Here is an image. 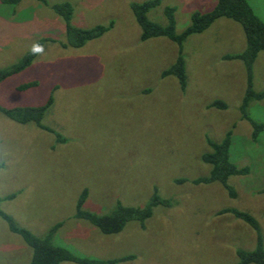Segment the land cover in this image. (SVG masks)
<instances>
[{
  "label": "rangeland",
  "instance_id": "1",
  "mask_svg": "<svg viewBox=\"0 0 264 264\" xmlns=\"http://www.w3.org/2000/svg\"><path fill=\"white\" fill-rule=\"evenodd\" d=\"M47 1L70 3L77 27L115 25L79 50L46 45L29 69L0 84L5 108L41 106L53 92L43 125L68 140L56 144L54 135L0 113V197L16 196L1 209L38 237L62 223L54 243L81 257H136L122 264H237L236 251L254 250L256 233L230 214L218 216L220 210L249 213L264 239V131L254 141L252 126L241 120L247 90L243 63L223 60L246 49L242 27L220 19L188 38L183 93L177 79L161 78L177 59L178 47L164 38L140 40L130 6L149 0ZM216 2L163 0L149 18L163 25L164 9L175 7L176 30L182 33L192 14L208 12ZM247 2L264 23V0ZM41 38L65 41L64 23L50 7L35 0L16 8L0 4V69L17 64ZM253 85L255 92H264V52L254 63ZM214 101L227 109L208 108ZM249 114L264 125V100L253 102ZM231 129L230 160L250 169L248 176L229 179L236 199L220 184L175 183L208 176L211 169L201 161L209 152L206 140L219 142ZM155 188L177 204L156 208L145 229L131 222L121 233L105 236L74 218L84 189L89 191L86 209L104 215L117 202L143 207ZM31 259L32 250L0 219V264H30Z\"/></svg>",
  "mask_w": 264,
  "mask_h": 264
},
{
  "label": "trees",
  "instance_id": "2",
  "mask_svg": "<svg viewBox=\"0 0 264 264\" xmlns=\"http://www.w3.org/2000/svg\"><path fill=\"white\" fill-rule=\"evenodd\" d=\"M23 0H0L3 6L16 8ZM42 6L50 7L54 14L64 23L65 41H56L53 38H41L29 50L25 56L15 65L0 69V84L21 74L29 69L38 58L43 48L48 44L57 43L62 49L79 50L88 43L96 41L108 32H110L115 23L108 25H98L90 29L77 27L73 24L74 8L70 3L50 4L47 0H35ZM163 0H149L142 3H132L131 12L141 30L140 40L146 42L151 39L164 38L178 47V56L175 62L170 65L161 74V78H175L178 81L181 91L184 93L188 86L186 61L183 55V46L185 42L194 35H199L210 29L220 19H227L238 23L246 37V49L236 55H226L225 61H241L247 73V90L245 92L242 104L240 106L241 120H245L253 128L252 138L258 139L264 131V125L258 124L251 118L249 108L253 102L264 100V92H255L253 85V68L259 54L264 52V23L257 17L254 10L247 0H217L212 10L201 13L195 12L190 19V25L182 32L176 30L175 7H166L164 9V24H158L150 20L149 14L152 10L160 6ZM36 83L25 84L20 89H28L35 86ZM54 105L53 92L48 101L41 106H27L5 108L0 106V113L8 120L19 124H34L42 131L48 132L56 138V144H67L68 140L61 134L55 132L43 125V120ZM210 109L226 110L227 105L222 101H214L209 105ZM235 128V126H233ZM233 129L229 130L226 136L219 142L207 138L206 143L209 152L202 155L201 161L210 167L208 176L199 177L194 180L176 179L178 185L191 184L194 186L220 184L228 193L231 199L237 198L236 190L229 185V179L232 177H245L250 174L248 167H238L230 160V150L232 145ZM264 194V189L260 192ZM15 195L0 197V204L3 201L15 199ZM89 197L88 189H84L78 197L75 215L76 220L85 221L96 227L101 234L112 236L121 233L131 222H137L142 229L145 224L154 215L158 207L173 208L177 201L166 199L160 196L157 188L147 204L143 207H125L121 202H117L108 214L99 215L86 209V202ZM230 214L235 218L249 225L256 233V247L252 251L238 249L236 251L237 264H264V239L260 224L249 213L235 210L222 209L218 216ZM0 219L3 220L11 233L22 238L24 243L32 250V259L30 264H122L135 260V256H126L111 260H99L90 257H81L75 255L71 250L57 246L54 243L55 236L62 227V223L55 224L48 232L41 237L34 235L30 230L20 226L16 220L0 207Z\"/></svg>",
  "mask_w": 264,
  "mask_h": 264
}]
</instances>
